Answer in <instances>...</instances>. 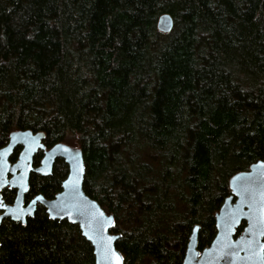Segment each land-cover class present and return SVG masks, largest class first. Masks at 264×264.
<instances>
[{
	"label": "trees",
	"instance_id": "trees-1",
	"mask_svg": "<svg viewBox=\"0 0 264 264\" xmlns=\"http://www.w3.org/2000/svg\"><path fill=\"white\" fill-rule=\"evenodd\" d=\"M16 129L82 148L124 264H182L195 225L200 249L214 239L231 176L264 159V0H0V146ZM68 172L32 173L27 197ZM0 241V264H95L42 205Z\"/></svg>",
	"mask_w": 264,
	"mask_h": 264
},
{
	"label": "water",
	"instance_id": "water-1",
	"mask_svg": "<svg viewBox=\"0 0 264 264\" xmlns=\"http://www.w3.org/2000/svg\"><path fill=\"white\" fill-rule=\"evenodd\" d=\"M174 24V18L169 13L162 14L158 19V29L165 33L170 32ZM45 137L44 131L16 129L11 131L7 144L0 147V181L3 179L9 181L7 185L0 184V200L10 208H23L25 213L23 221H18L13 219L11 214H7L5 209L0 208V217H2L0 226L6 218L26 224L28 218L35 215L40 204L46 208L50 218L56 215L55 219H67L80 227L83 236L93 245L95 264H105L102 257L105 248L118 252L123 257L124 264V256L116 246L121 233L112 231L116 224L115 215L107 212L98 200L89 196L84 190L86 164L82 148L62 141L47 148L44 143ZM30 144L32 150H29ZM18 146L22 149L13 162L11 157ZM40 149L44 151V155L40 165L34 166V157ZM59 158L64 159L69 167L68 175L62 182V189L52 198L39 193L26 202L31 173L51 175ZM21 175L24 177L27 191L21 190L16 183ZM229 184L231 194L225 198L215 214L214 239L209 245L200 249V225H195L182 264H264V250H262L264 217L261 213V209L264 208V159L252 163L249 169L234 173ZM5 188L16 189L12 203H8L3 196ZM38 196L43 200H36ZM54 205L56 207H53ZM64 206L71 209V217L59 212ZM49 209L52 211L50 212ZM29 212L31 214H28ZM101 212L103 216L99 215ZM109 217L111 220L108 219ZM242 226L243 229L239 232ZM109 237L115 239L109 240Z\"/></svg>",
	"mask_w": 264,
	"mask_h": 264
},
{
	"label": "snow or ice",
	"instance_id": "snow-or-ice-1",
	"mask_svg": "<svg viewBox=\"0 0 264 264\" xmlns=\"http://www.w3.org/2000/svg\"><path fill=\"white\" fill-rule=\"evenodd\" d=\"M29 150H32L31 144L29 145ZM65 151H68V150L65 149ZM16 183L19 185L21 190L27 191V187L24 183L23 175H21L20 179L18 181H16ZM0 184L7 185V184H9V181L7 179H3L2 181H0ZM36 200L42 201L43 198L38 196V197H36ZM33 203H35V201H33ZM53 207H56V206L54 205ZM0 208L5 209L7 214H11L13 219H16L18 221H23L24 214H25L23 208H20V207H17L15 209L10 208L2 200H0ZM49 211L51 212L52 209H49ZM59 212H62L64 215L71 217V209L68 208V206L61 207L59 209ZM261 213H262V217H264V208L261 209ZM28 214H31V213L29 212ZM57 214H59V213H57ZM99 215L103 216L104 214L101 212V213H99ZM52 218L55 219L56 215H54ZM0 219H2V217H0ZM108 219L111 220L110 217ZM113 224H114V221H113ZM89 238L91 239V237H89ZM108 239L111 240V239H115V238L109 237ZM262 250H264V246H262ZM102 257H103V260L105 261V264H123V257L118 252H116L114 249L105 248L102 251Z\"/></svg>",
	"mask_w": 264,
	"mask_h": 264
},
{
	"label": "flooded vegetation",
	"instance_id": "flooded-vegetation-1",
	"mask_svg": "<svg viewBox=\"0 0 264 264\" xmlns=\"http://www.w3.org/2000/svg\"><path fill=\"white\" fill-rule=\"evenodd\" d=\"M44 143H45V142H44ZM54 144H55V143H54ZM45 145H46V144H45ZM51 146H52V145H51ZM51 146H49V147H51ZM0 147H2V146H0ZM46 147L49 148L47 145H46ZM21 149H22L21 146H18V147L16 148V150L18 151V155H19ZM16 150H15V152H16ZM40 151L43 152V154H42V156H41V159H42V157H43V155H44V151H43V150L40 149L36 154H38ZM15 152H14V153H15ZM18 155H17V157H18ZM17 157H16V159H17ZM34 158H35V157H34ZM16 159H15V160H16ZM41 159H40V162H41ZM15 160H14V161H15ZM11 161H13V160L11 159ZM14 161H13V162H14ZM56 161H57V160H56ZM40 162H39L38 164H36V163L34 162V166H39V165H40ZM32 173H35V172H32ZM32 173H31V175H32ZM37 174H38V173H37ZM40 175H41V174H40ZM9 189H10V188H9ZM15 191H16V189H15ZM37 194H39V193H37ZM35 195H36V194H35ZM35 195H33L31 198H28L27 195H26V202L30 201ZM15 196H16V195H15ZM48 198H49V197H48ZM14 199H15V198H14ZM6 201H7V200H6ZM13 201H14V200H13ZM13 201H11V202L7 201V202H8V203H12ZM39 205H40V204H39ZM39 205H38V206H39ZM37 208H38V207H37ZM29 218H30V217H29ZM29 218H28V219H29ZM6 219H10V218H6ZM6 219H4V220H6ZM4 220H3V221H4ZM27 221H28V220H27ZM16 222H17V221H16ZM2 223H3V222H2ZM21 223H22V222H21ZM22 224H23V223H22ZM1 225H2V224H1Z\"/></svg>",
	"mask_w": 264,
	"mask_h": 264
}]
</instances>
